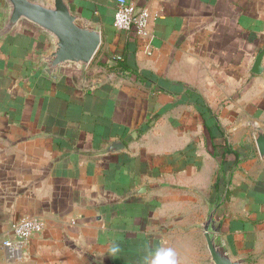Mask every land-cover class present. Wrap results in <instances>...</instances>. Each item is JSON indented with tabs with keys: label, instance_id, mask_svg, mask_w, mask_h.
<instances>
[{
	"label": "crops",
	"instance_id": "crops-1",
	"mask_svg": "<svg viewBox=\"0 0 264 264\" xmlns=\"http://www.w3.org/2000/svg\"><path fill=\"white\" fill-rule=\"evenodd\" d=\"M74 2L104 31L84 74L45 77L49 44L30 30L0 42V264H146L161 247L214 264L201 227L215 205L233 256L264 264V75L251 71L264 21L246 0H129L155 16L137 36L115 28L118 0ZM115 140L125 151L105 154ZM31 218L43 231L13 255L3 241Z\"/></svg>",
	"mask_w": 264,
	"mask_h": 264
},
{
	"label": "water",
	"instance_id": "water-1",
	"mask_svg": "<svg viewBox=\"0 0 264 264\" xmlns=\"http://www.w3.org/2000/svg\"><path fill=\"white\" fill-rule=\"evenodd\" d=\"M4 18L0 23V42L18 29L30 30L44 37L48 52L39 59V70L57 82L67 72L84 74L98 56L103 43L102 25L85 17L74 0H0ZM264 48L258 54L252 73L264 75ZM254 140L264 161V127L253 126ZM120 140L107 143L105 154L125 151ZM217 205L213 206L202 225L207 247L214 264H246L245 258L233 256L222 234V223L217 220Z\"/></svg>",
	"mask_w": 264,
	"mask_h": 264
},
{
	"label": "built area",
	"instance_id": "built-area-1",
	"mask_svg": "<svg viewBox=\"0 0 264 264\" xmlns=\"http://www.w3.org/2000/svg\"><path fill=\"white\" fill-rule=\"evenodd\" d=\"M154 18L155 16L149 9H138L129 0H118L114 26L118 31L132 32L137 36H145ZM116 59L114 58V60ZM43 228V223L35 218L21 221L13 226L12 237L4 241V248L16 255L34 235L42 232Z\"/></svg>",
	"mask_w": 264,
	"mask_h": 264
},
{
	"label": "trees",
	"instance_id": "trees-1",
	"mask_svg": "<svg viewBox=\"0 0 264 264\" xmlns=\"http://www.w3.org/2000/svg\"><path fill=\"white\" fill-rule=\"evenodd\" d=\"M28 40V43H32L34 42L33 39L31 38H26ZM24 45H27L24 43ZM26 48V47H25ZM28 51L31 50V48L28 46L26 48ZM117 58L116 60H114V66H113V69L114 70H117L119 72H123L124 74H131V75H136L137 76V79L138 81H140L141 83H152V84H155L153 83V79L149 78L147 75L145 74H142L141 72H139L138 70H136L135 68L131 67L130 64L127 62L126 58L125 57H115ZM34 65L32 64H29L27 66V72H30L31 68L33 67ZM46 81H42V83L44 84ZM186 95L189 96V98H193L196 100V103L200 106H203L205 109H204V116H207L209 117V120H212V119H215V117L212 115L211 111L205 107L204 105L201 104V97L200 95H198L197 93L193 92L192 90H187L186 91ZM218 129H220L218 127ZM145 132V130H140L139 131V136L142 135L143 133ZM227 149H226V152L225 154H231L233 151L231 148H229L228 146H226ZM223 172H224V168H223ZM221 180L222 178H218L216 184H215V188L218 191H220V188L221 186L223 187L224 184H221ZM221 185V186H220Z\"/></svg>",
	"mask_w": 264,
	"mask_h": 264
},
{
	"label": "clouds",
	"instance_id": "clouds-1",
	"mask_svg": "<svg viewBox=\"0 0 264 264\" xmlns=\"http://www.w3.org/2000/svg\"><path fill=\"white\" fill-rule=\"evenodd\" d=\"M120 252L119 246L113 244L110 247V255L116 258ZM146 264H178L177 254L170 247H161L151 254V258L146 260Z\"/></svg>",
	"mask_w": 264,
	"mask_h": 264
},
{
	"label": "rangeland",
	"instance_id": "rangeland-1",
	"mask_svg": "<svg viewBox=\"0 0 264 264\" xmlns=\"http://www.w3.org/2000/svg\"><path fill=\"white\" fill-rule=\"evenodd\" d=\"M246 5L251 8V10H255L258 17H260L264 21V0H246ZM261 41L262 49L264 47V34H262ZM262 95L264 97V88L262 89ZM6 240L8 239H5L4 241Z\"/></svg>",
	"mask_w": 264,
	"mask_h": 264
}]
</instances>
